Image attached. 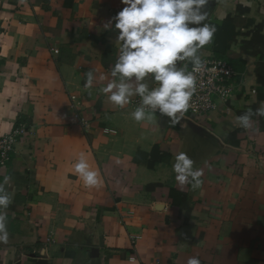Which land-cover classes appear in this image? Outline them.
<instances>
[{
    "label": "crops",
    "instance_id": "crops-1",
    "mask_svg": "<svg viewBox=\"0 0 264 264\" xmlns=\"http://www.w3.org/2000/svg\"><path fill=\"white\" fill-rule=\"evenodd\" d=\"M122 7L0 0V135L26 126L0 170L12 194L0 264H186L193 256L201 264H264V128L252 134L253 119L248 129L236 119L264 106L259 55L241 49L264 26V0L213 4L204 23L216 31L197 55L228 61L235 92L225 106L184 112L177 124L157 114L137 122L136 96L121 108L101 91L119 53L114 21L104 24ZM184 64L191 63L177 62ZM89 71L95 79L86 88ZM81 152L98 172L94 187L72 169ZM180 152L203 170L199 187L177 182Z\"/></svg>",
    "mask_w": 264,
    "mask_h": 264
},
{
    "label": "clouds",
    "instance_id": "clouds-1",
    "mask_svg": "<svg viewBox=\"0 0 264 264\" xmlns=\"http://www.w3.org/2000/svg\"><path fill=\"white\" fill-rule=\"evenodd\" d=\"M209 0H120L123 5L107 23L105 29L116 30L119 53L111 67V79L101 91L108 94V100L124 107L133 96L141 98L140 105L131 116L137 122L152 119V115L169 118L172 124L180 122L189 108L196 88V75L205 67L197 55L198 50L212 42L216 31L214 25L204 23V10ZM190 25H196L190 27ZM188 61L177 66V62ZM146 77L148 79H146ZM93 71L86 73L84 87L93 86ZM108 79L101 74L100 81ZM151 81V83H150ZM179 114V115H178ZM253 115L264 117V106L255 113L249 110L238 116L237 122L244 129L250 128ZM193 160L184 152L175 157L173 171L179 185L191 184L199 187L202 169H193ZM72 169L85 187L99 183L98 172L93 170L85 153L81 152ZM10 177L4 178L7 184ZM12 203V194L0 184V243H7V212ZM186 264H201L198 257H189Z\"/></svg>",
    "mask_w": 264,
    "mask_h": 264
},
{
    "label": "built area",
    "instance_id": "built-area-1",
    "mask_svg": "<svg viewBox=\"0 0 264 264\" xmlns=\"http://www.w3.org/2000/svg\"><path fill=\"white\" fill-rule=\"evenodd\" d=\"M52 51L57 53L58 50L53 49ZM201 59L205 62V67L200 72L195 73L196 88L189 102L190 106L186 111L195 116L207 114L221 106H225L235 92L234 80L236 73L228 61L213 55H206ZM187 71H192V64H187ZM74 99L75 97L71 96L72 107L76 109ZM140 102L141 98L136 96L132 102L133 107L139 106ZM155 114L162 116L159 112ZM104 131L111 132L108 129ZM25 133L26 126L18 123L10 132L0 135V170L6 168L10 153ZM138 237L131 236L132 242L137 240ZM130 259L133 260L134 258L131 257Z\"/></svg>",
    "mask_w": 264,
    "mask_h": 264
},
{
    "label": "trees",
    "instance_id": "trees-1",
    "mask_svg": "<svg viewBox=\"0 0 264 264\" xmlns=\"http://www.w3.org/2000/svg\"><path fill=\"white\" fill-rule=\"evenodd\" d=\"M215 3V0L210 1L208 4V12L211 11L213 4ZM250 38L248 40L242 41L241 49H243L245 52L248 51L250 54H257L259 55V61L256 64L255 67V76L257 79V82L264 86V26L263 24H258L255 26L253 31L249 33ZM250 49V51H249ZM258 109V106H252L250 110H252L253 113ZM247 110L239 111V116L244 115ZM254 120V129L251 131L252 134H256L258 131L262 130L264 128V117L253 115L252 118ZM238 131H241V129L235 130L231 136H235ZM36 264H47L46 261L42 258H38L36 260Z\"/></svg>",
    "mask_w": 264,
    "mask_h": 264
},
{
    "label": "rangeland",
    "instance_id": "rangeland-1",
    "mask_svg": "<svg viewBox=\"0 0 264 264\" xmlns=\"http://www.w3.org/2000/svg\"><path fill=\"white\" fill-rule=\"evenodd\" d=\"M210 1H212V0H209V2H208V4L210 3ZM215 2H216V0H215ZM208 4L205 6V8H204V10L207 12V17H208V15L210 14V12L211 11H209L208 12ZM215 4V3H214ZM195 25H190V27H194Z\"/></svg>",
    "mask_w": 264,
    "mask_h": 264
}]
</instances>
